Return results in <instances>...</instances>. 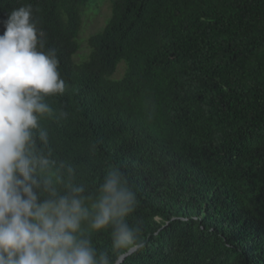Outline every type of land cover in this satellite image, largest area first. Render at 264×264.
Here are the masks:
<instances>
[{
	"label": "trees",
	"instance_id": "16d2710c",
	"mask_svg": "<svg viewBox=\"0 0 264 264\" xmlns=\"http://www.w3.org/2000/svg\"><path fill=\"white\" fill-rule=\"evenodd\" d=\"M109 1L75 62L90 0H0V35L31 4L59 58L54 158L86 186L125 173L143 247L120 264H264V0ZM93 239L112 255L108 232Z\"/></svg>",
	"mask_w": 264,
	"mask_h": 264
},
{
	"label": "clouds",
	"instance_id": "9594fccd",
	"mask_svg": "<svg viewBox=\"0 0 264 264\" xmlns=\"http://www.w3.org/2000/svg\"><path fill=\"white\" fill-rule=\"evenodd\" d=\"M0 35V264H116L114 256L143 247L129 223L138 198L116 167L98 184L76 180L54 158L47 98L63 94L56 50H44L32 5L14 8ZM65 117L67 113H62ZM108 232L111 253L94 244Z\"/></svg>",
	"mask_w": 264,
	"mask_h": 264
},
{
	"label": "rangeland",
	"instance_id": "374dc122",
	"mask_svg": "<svg viewBox=\"0 0 264 264\" xmlns=\"http://www.w3.org/2000/svg\"><path fill=\"white\" fill-rule=\"evenodd\" d=\"M112 4L109 0H90L89 4L84 8L82 13V25L78 36L79 53L74 58L75 62H79L89 53L87 40L90 36L98 33L106 24L111 16ZM124 72V65L118 66L115 79L121 78Z\"/></svg>",
	"mask_w": 264,
	"mask_h": 264
},
{
	"label": "water",
	"instance_id": "95a60500",
	"mask_svg": "<svg viewBox=\"0 0 264 264\" xmlns=\"http://www.w3.org/2000/svg\"><path fill=\"white\" fill-rule=\"evenodd\" d=\"M134 251L128 252L127 254L121 256L118 261L116 262V264H120L128 255H130L131 253H133Z\"/></svg>",
	"mask_w": 264,
	"mask_h": 264
}]
</instances>
